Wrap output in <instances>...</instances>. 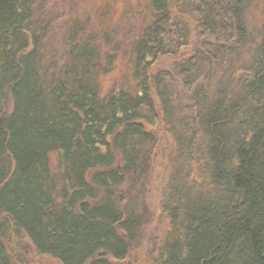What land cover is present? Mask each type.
I'll use <instances>...</instances> for the list:
<instances>
[{"label":"trees","instance_id":"obj_1","mask_svg":"<svg viewBox=\"0 0 264 264\" xmlns=\"http://www.w3.org/2000/svg\"><path fill=\"white\" fill-rule=\"evenodd\" d=\"M50 1L0 0V264L22 261L14 240L61 264H128L153 217L160 124L187 168L149 264H264V18L256 35L249 18L264 0H137L123 37ZM122 50L130 78L104 93ZM162 57L178 61L153 72Z\"/></svg>","mask_w":264,"mask_h":264},{"label":"rangeland","instance_id":"obj_2","mask_svg":"<svg viewBox=\"0 0 264 264\" xmlns=\"http://www.w3.org/2000/svg\"><path fill=\"white\" fill-rule=\"evenodd\" d=\"M137 2L139 1L51 0V6L53 4L54 8L52 9L50 6L48 10L54 11L55 13L64 12L66 14V17L63 19L64 22L66 20H70L67 18H75L86 25V22L90 17V19H92V27L94 28V30L91 29L90 31H100L102 33L105 29L108 31L112 29L110 31L113 32L114 29L117 28L120 31L118 33H115L116 36L123 37L124 31L129 24L127 23V19L125 18V13L127 10H131L134 5L138 6ZM108 5L111 6L109 11H107L106 8ZM141 8L143 9L142 11H145L144 5H142ZM251 11L252 12L249 16L251 28L254 34H257L256 30L259 29V26L263 22L262 20L264 18V4L260 3V6H258L257 8H255V6L252 7ZM185 18L189 23L191 39H194L196 37V18L191 12L189 13V9L186 11ZM141 19L142 17L137 20V22H140ZM119 54V60L116 63L115 70L102 82L104 93L109 92L113 86L120 85L121 83H126V76L130 78L127 68V59L122 55L123 50ZM251 54L252 52L247 49L240 57L234 56L229 58V60L224 63V66H222L221 69L219 68L220 71L223 70L219 74V76L223 79H228L229 70L236 71L238 75H241L243 71L239 70L244 65H247L251 62ZM177 61L178 60L176 59V57H162L155 63L152 71L156 72L160 69L171 71L174 69ZM128 81V85H132L131 79ZM185 102L186 100H184L183 103ZM180 115L181 114L178 113L177 117H180ZM154 131L158 141L154 149L150 188L149 194L147 196L153 217L146 229L143 242L141 243L138 250L131 253L127 262L128 264L150 263L149 252L155 245L159 247L162 242L164 233L167 229V221L165 219L166 215L163 214V202L165 199V194H167L168 187L177 169H183V167L187 168V165L185 166L184 161L182 160L180 147H178L177 143L174 141L173 136L169 133L165 124L158 125L154 128ZM195 157L197 160L201 157V155ZM199 175L200 173L194 172L190 179V182L196 180L198 183ZM9 245L14 251L13 254H19V256L22 257V261L18 260L16 264H61L57 260L49 256L39 255L38 253L32 251V249L30 248L27 250H23L22 248L18 247V245L16 244V240H14V242H11V244Z\"/></svg>","mask_w":264,"mask_h":264}]
</instances>
